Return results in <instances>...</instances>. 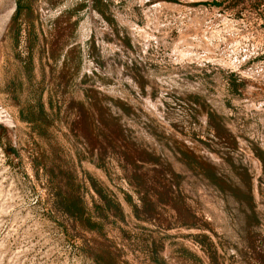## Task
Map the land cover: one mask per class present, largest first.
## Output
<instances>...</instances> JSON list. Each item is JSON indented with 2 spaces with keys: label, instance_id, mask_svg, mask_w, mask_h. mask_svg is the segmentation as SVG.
<instances>
[{
  "label": "rangeland",
  "instance_id": "rangeland-1",
  "mask_svg": "<svg viewBox=\"0 0 264 264\" xmlns=\"http://www.w3.org/2000/svg\"><path fill=\"white\" fill-rule=\"evenodd\" d=\"M0 264H264V0H0Z\"/></svg>",
  "mask_w": 264,
  "mask_h": 264
},
{
  "label": "trees",
  "instance_id": "trees-1",
  "mask_svg": "<svg viewBox=\"0 0 264 264\" xmlns=\"http://www.w3.org/2000/svg\"><path fill=\"white\" fill-rule=\"evenodd\" d=\"M75 204H77V205H80V209L82 210V216H84V215H88V210H87V208L84 206V204H83V202L81 201V199H76L75 200Z\"/></svg>",
  "mask_w": 264,
  "mask_h": 264
}]
</instances>
